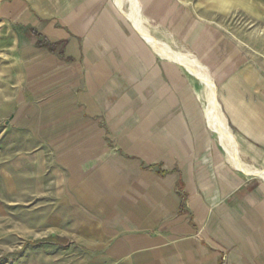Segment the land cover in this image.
I'll use <instances>...</instances> for the list:
<instances>
[{"label": "crops", "instance_id": "0c3cea01", "mask_svg": "<svg viewBox=\"0 0 264 264\" xmlns=\"http://www.w3.org/2000/svg\"><path fill=\"white\" fill-rule=\"evenodd\" d=\"M137 1L153 38L175 45L161 33L172 28L213 77L240 167L207 136L197 79L162 61L113 0H0L30 34L28 90L50 96L61 137L76 139L65 151L85 172L86 264H264V38L220 29L260 3Z\"/></svg>", "mask_w": 264, "mask_h": 264}, {"label": "rangeland", "instance_id": "374dc122", "mask_svg": "<svg viewBox=\"0 0 264 264\" xmlns=\"http://www.w3.org/2000/svg\"><path fill=\"white\" fill-rule=\"evenodd\" d=\"M258 1L254 17L247 11L244 15L236 9L229 12V25L220 28L229 39L236 42L243 29L245 35L254 32L264 38V0ZM26 31L5 20L0 11V264H86L91 254L77 240V230L91 213L78 200L85 172L68 161L72 155L65 150L76 147V139L61 137L66 128L49 105L50 96L42 90H28L31 60L23 57L31 45ZM161 33L175 43L166 41L174 51L193 56L172 38V28H162ZM19 52L20 68L13 67ZM195 81L204 108L205 89ZM29 107L35 110L31 117ZM207 134L216 147L215 134ZM115 143L104 139L110 148H116Z\"/></svg>", "mask_w": 264, "mask_h": 264}, {"label": "bare ground", "instance_id": "6f19581e", "mask_svg": "<svg viewBox=\"0 0 264 264\" xmlns=\"http://www.w3.org/2000/svg\"><path fill=\"white\" fill-rule=\"evenodd\" d=\"M113 4L133 24V28L144 38L156 54L159 55L161 60L181 66L204 87L206 123L214 132L219 144L224 148L232 165L236 168L240 167L241 165H239V160L234 151L233 138L217 100L215 82L208 69L190 54L181 53L182 51L176 52L169 45L154 39L147 26L144 25L141 17V8L137 0H113ZM251 173L256 174V172Z\"/></svg>", "mask_w": 264, "mask_h": 264}]
</instances>
